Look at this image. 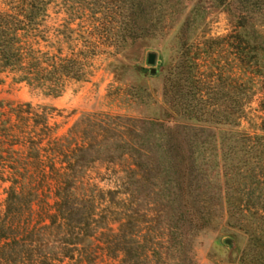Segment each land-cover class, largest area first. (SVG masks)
Masks as SVG:
<instances>
[{"label":"trees","instance_id":"trees-1","mask_svg":"<svg viewBox=\"0 0 264 264\" xmlns=\"http://www.w3.org/2000/svg\"><path fill=\"white\" fill-rule=\"evenodd\" d=\"M62 1L56 5L60 12L65 9L63 12L68 18L55 27H47L45 20L53 0H0V75L9 74L13 82L41 90L51 98L60 96L66 80L83 79L88 58L95 54L98 47L106 45L115 53H122L145 36L140 32L148 31V28L137 26L146 13L142 6L145 0H105V7H101L99 0ZM210 1L226 15L231 31L224 37L205 40L203 44L219 45L222 49L235 52L237 100L233 110L231 104L210 102L213 98L205 101L200 97L198 104L192 106L189 86L198 67L191 57L195 41L175 38L177 50L174 54L179 58H164L161 64L165 77L161 104L163 120L149 122L153 127L158 125L161 134L158 136V178L162 179L160 191L168 193L170 197L175 195L180 200L181 211L176 225L177 228L187 225L189 230L187 233L178 230L180 243L188 238H197L208 228L210 221V211L205 204L201 207V200L193 197L196 194L202 196L199 192L206 190L204 181H208L209 151L204 142H196L193 144L195 150L191 148L187 152L181 149L179 142L178 146H173L172 143L176 142L178 107L182 109L185 121L207 125L214 132L219 127L231 125L239 128L233 134L221 136L220 149L214 150V166L219 183L221 181L222 230L213 242L226 251L221 261L224 264H264V0ZM106 11L116 17L115 28L109 30L115 35L97 41L84 38L81 48L76 50L82 42L72 39L74 30L70 27L74 19L83 16L94 19L95 15ZM185 27H189V23ZM159 45L163 47V40L159 41ZM117 64L126 67L122 61L109 65L115 68ZM141 73L145 71L141 70ZM178 78H181V101L176 98L179 93L176 92ZM201 88L203 86L197 90L199 95ZM258 95L260 99L256 111L259 116H256V120L259 124H256L249 118L248 111ZM213 96H216L215 92ZM3 106L0 101V133L10 129L6 127L9 118L5 120L7 114L1 111ZM9 108L18 121H30L29 117H37L29 105ZM220 117L222 120H218ZM105 119L112 122L114 128L103 130L100 121V132L94 145L99 148L98 154L102 146L112 141L117 147L108 154V163H114L116 159L123 161L124 157L136 156L141 159L146 156L141 145L143 140L139 145L130 140L132 135L140 137L138 132L132 127L121 126L124 120L125 124L134 120L108 115L104 116ZM243 122L250 126V131L240 128ZM1 141L0 137V162L9 158L8 166L2 171H9L11 186L6 192L4 210L0 216V264H94L96 257L108 261L118 259V264L150 262L147 257L142 262L138 258L127 259L134 247L143 249L141 241L148 237L147 233L136 230L127 238L130 220L136 218L137 221L145 215L127 207L129 198L133 196L129 187L142 184L137 165L123 170L126 178L124 184L119 178L115 180L117 185L121 181L123 187L103 192L78 182V171L83 168L79 155L91 150V142L74 145L72 149L67 147L58 154L63 160L58 163L59 168L49 166L50 174L54 175L51 213H46L31 228H19V223L14 221L20 215L18 204L23 198L31 202L34 196L26 194L27 189L21 184L23 173L17 166H21L24 155L32 151L33 148L29 146L33 147L37 142L30 137L9 145ZM2 146L6 148L3 150ZM122 147H127L130 152L120 154L118 150ZM26 157L24 162L27 161ZM239 236L245 239L242 248L237 246ZM226 240L231 241V248L225 245ZM155 251L151 250V258L156 256ZM105 264L110 263L105 261Z\"/></svg>","mask_w":264,"mask_h":264},{"label":"rangeland","instance_id":"rangeland-1","mask_svg":"<svg viewBox=\"0 0 264 264\" xmlns=\"http://www.w3.org/2000/svg\"><path fill=\"white\" fill-rule=\"evenodd\" d=\"M99 1L101 7L106 6L105 0ZM53 2L49 6L48 18L45 20L47 27H55L68 18L63 12L65 9L60 12L56 5L63 1L53 0ZM142 6L146 13L145 16L143 15L144 18L138 21L137 26L142 29L148 28L147 32L139 33L145 36L122 53H115L106 45L98 47L95 54L88 58L83 79L66 80L62 93L57 98L47 97L41 90L30 89L25 84L13 82L9 74L0 75V101L4 105L1 111L7 114L4 118L5 120H7L6 117L9 118L6 127L10 128L0 133L3 140L1 142L9 145L14 141L22 142L21 140L26 137L35 139L34 142H37L33 147L29 146L33 148L32 151L24 155V158L27 156V161L24 162L22 158L21 162L24 166L23 164L17 166L19 168L17 169L23 173L21 184L27 189L26 194H32L34 197L31 202L27 198L19 202L20 215L14 221L16 224L19 223V228H31L32 225H37V220L43 219L46 213H51L50 207L54 202L52 180L54 175L50 174L49 166L59 168L58 163L63 160L58 157V154L67 150V147L72 149L74 145L91 142L93 145L91 150L79 155L83 168L78 171V182L107 192L119 186L123 187L122 184L126 181L123 170L129 169L134 164L140 170L139 177H142V184L129 187L128 190H131L133 196L129 198L127 207L130 210L133 208L141 213L144 212L145 215L139 217L137 221L136 218L130 220L127 238L131 237L136 230L147 233L148 237L141 241L140 245L143 249L134 247L130 251L128 260L138 258L142 262L147 257L150 262L147 261L146 264H224L221 261L224 260L226 251L213 242L218 232L222 230L220 228L222 203L219 196L221 181L219 183L217 168L214 166V150L220 149L221 136L233 134L239 131V128L236 129L231 125L219 127L214 132L207 125L185 121L182 109L178 107L176 142L172 143L173 146L181 143L179 144L181 149L187 152L191 148L195 150L193 144L196 142H204L209 151L208 181H204L207 185L206 190L199 192L202 196L196 194L193 197L201 200L202 204L199 203L201 207L205 204L204 206L210 211L208 228L194 240L188 238L180 243V239L177 238L178 230L184 233L189 230L187 225L183 228H177L176 225L181 211L180 200L175 198V195L170 197L168 193L160 191L162 179L158 178V136L161 134L158 125L153 127L149 122L163 120L161 104L165 77L161 64L164 58H179L174 54L177 50L174 40L178 37L195 41L191 57L197 62L198 67L194 71L189 86V92L192 93L190 96L192 106L198 104L200 97L205 101L207 98H213L210 102L217 105L231 104V110H233L234 102L237 100L238 79L235 52L222 49L219 45L203 44L205 40L228 35L231 24L222 10L210 0H145ZM0 9H2L1 5ZM118 21H120L119 18ZM115 22H117L116 17L109 15L108 11L95 15L94 19L84 16L74 19L70 27L74 30L72 39L82 42L76 50L81 48L84 38L97 41L100 38L115 35L109 31L110 28H115ZM186 23H189L187 28ZM161 40H163V47L159 45ZM148 54L155 55L153 66L147 64ZM117 61L124 62L126 67L118 64L115 68L110 67L109 64ZM151 69L155 71L154 75H150ZM141 70L145 73H141ZM179 80L181 78L177 81L176 92L179 93L176 98L181 101V81ZM199 86H203L200 95L197 93ZM214 92L216 96H213ZM259 99L260 95L255 97L248 111L249 118L256 124H259L256 120V116H259L256 111ZM22 105H29L37 113V117L31 116L30 121L25 122L16 120V117L9 112V107L15 108ZM105 115L134 120L129 124H125L124 120L121 126L132 127L138 132L140 137L132 135L130 140L137 145L143 140L141 145L146 156L141 159L136 156L124 157L123 161L116 159L114 163H108V154L117 147L112 141L102 146L98 154L99 148H95L94 145H96V136L100 132V121L104 127L103 130L114 128L112 122L104 120ZM143 122L146 123L142 124ZM240 128L250 131V126L245 122ZM56 140L58 142L55 144ZM1 148L4 150L6 146ZM118 152L126 154L130 150L122 147ZM8 160L9 158L0 162V216L4 210L6 192L11 186L8 181L9 171H2L8 166ZM117 178L122 180V184L121 181L118 185L116 184ZM119 198L123 199L122 196ZM244 244L245 239L239 236L238 248H242ZM151 250H156L154 258H151ZM105 261L118 264V259L108 261L99 257H96L94 264H105Z\"/></svg>","mask_w":264,"mask_h":264},{"label":"water","instance_id":"water-1","mask_svg":"<svg viewBox=\"0 0 264 264\" xmlns=\"http://www.w3.org/2000/svg\"><path fill=\"white\" fill-rule=\"evenodd\" d=\"M147 64L149 66H153L155 64V55L154 54H148V56H147ZM149 73H150V75H154L155 71L153 69H151ZM225 245L229 246V248L232 247L230 240H226L225 241Z\"/></svg>","mask_w":264,"mask_h":264}]
</instances>
